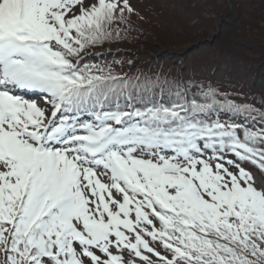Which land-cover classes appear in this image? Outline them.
Masks as SVG:
<instances>
[{"label": "snow or ice", "instance_id": "obj_1", "mask_svg": "<svg viewBox=\"0 0 264 264\" xmlns=\"http://www.w3.org/2000/svg\"><path fill=\"white\" fill-rule=\"evenodd\" d=\"M146 11L0 0V264H264V98L115 71Z\"/></svg>", "mask_w": 264, "mask_h": 264}, {"label": "trees", "instance_id": "obj_2", "mask_svg": "<svg viewBox=\"0 0 264 264\" xmlns=\"http://www.w3.org/2000/svg\"><path fill=\"white\" fill-rule=\"evenodd\" d=\"M141 3L149 7L147 34L105 47L101 59L115 71L179 72L242 99L264 98V0Z\"/></svg>", "mask_w": 264, "mask_h": 264}]
</instances>
